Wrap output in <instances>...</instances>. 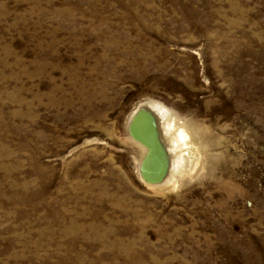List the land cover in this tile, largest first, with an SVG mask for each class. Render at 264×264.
Masks as SVG:
<instances>
[{
  "label": "rangeland",
  "instance_id": "1",
  "mask_svg": "<svg viewBox=\"0 0 264 264\" xmlns=\"http://www.w3.org/2000/svg\"><path fill=\"white\" fill-rule=\"evenodd\" d=\"M0 264H264V0H0Z\"/></svg>",
  "mask_w": 264,
  "mask_h": 264
},
{
  "label": "bare ground",
  "instance_id": "2",
  "mask_svg": "<svg viewBox=\"0 0 264 264\" xmlns=\"http://www.w3.org/2000/svg\"><path fill=\"white\" fill-rule=\"evenodd\" d=\"M136 111L131 118L130 130L145 152L142 173L149 182H173V176L182 160L181 155L176 156V150L187 146L184 129L178 123L170 121L168 110L160 104L144 103ZM180 140L184 141L180 143ZM110 246L109 248L113 247Z\"/></svg>",
  "mask_w": 264,
  "mask_h": 264
}]
</instances>
